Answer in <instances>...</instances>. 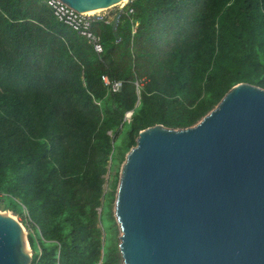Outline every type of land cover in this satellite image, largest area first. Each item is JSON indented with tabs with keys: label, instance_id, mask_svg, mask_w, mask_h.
<instances>
[{
	"label": "trees",
	"instance_id": "16d2710c",
	"mask_svg": "<svg viewBox=\"0 0 264 264\" xmlns=\"http://www.w3.org/2000/svg\"><path fill=\"white\" fill-rule=\"evenodd\" d=\"M113 24L91 23L99 53L47 0H0V199L28 212L31 264H122L105 175L140 131L264 88V0H130Z\"/></svg>",
	"mask_w": 264,
	"mask_h": 264
},
{
	"label": "water",
	"instance_id": "95a60500",
	"mask_svg": "<svg viewBox=\"0 0 264 264\" xmlns=\"http://www.w3.org/2000/svg\"><path fill=\"white\" fill-rule=\"evenodd\" d=\"M62 1L87 12L124 0ZM114 215L123 264H264V88L239 82L192 126L141 130ZM32 257L23 224L0 212V264Z\"/></svg>",
	"mask_w": 264,
	"mask_h": 264
},
{
	"label": "built area",
	"instance_id": "2783aa9c",
	"mask_svg": "<svg viewBox=\"0 0 264 264\" xmlns=\"http://www.w3.org/2000/svg\"><path fill=\"white\" fill-rule=\"evenodd\" d=\"M47 3L53 10L58 20L64 22L73 29L79 31L82 35L93 38L95 40V49L99 53L102 52L103 48L99 41L100 38H96L95 36H93L91 32V23L95 18L92 17L91 13L80 12L70 7L62 0H47ZM131 11L133 10L131 9ZM102 79L106 85H111L113 91H120L123 86L122 81L111 82L107 75H103ZM131 116H132V112H128L126 115L128 120L131 118ZM107 175L108 177L105 178V184H104L105 193L108 192V189H106V187L110 186V179H111L110 172L107 173Z\"/></svg>",
	"mask_w": 264,
	"mask_h": 264
},
{
	"label": "rangeland",
	"instance_id": "374dc122",
	"mask_svg": "<svg viewBox=\"0 0 264 264\" xmlns=\"http://www.w3.org/2000/svg\"><path fill=\"white\" fill-rule=\"evenodd\" d=\"M129 1L130 0H127V1H124V2H122V3H120V4L116 5V6L111 7V8H106V9H103V10H99L98 12L91 13L92 17L93 18L94 17H106L108 19V21L115 20L116 17L118 16V14L121 11H123V9H125V7L127 6ZM109 133L111 134V132H109ZM121 166H122V161L118 160L116 162V164L113 166L112 170H111L112 178L110 179V186L106 187V189H108V193H110V194L116 192L115 191V185L117 183V186H118L119 174H120ZM106 177H108L107 174L105 175V178ZM113 209H114V205H113ZM0 212L9 213L12 216H14L19 222H21L23 224V226L25 227V230H26V234L28 236V233L30 232V228H29L30 217H29L27 211H25V215H17L15 213H13L12 210H5L3 208L2 199H0ZM98 212L101 214V212H102V208L101 207L98 208ZM100 226H101V224H100ZM118 228H119V226H118ZM120 233L121 232H120V229H119L118 240H119ZM119 243H120V240H119Z\"/></svg>",
	"mask_w": 264,
	"mask_h": 264
},
{
	"label": "bare ground",
	"instance_id": "6f19581e",
	"mask_svg": "<svg viewBox=\"0 0 264 264\" xmlns=\"http://www.w3.org/2000/svg\"><path fill=\"white\" fill-rule=\"evenodd\" d=\"M124 1H127V0H124ZM105 8H100V9H93V10H89L87 11L88 13H95V12H98L99 10H103Z\"/></svg>",
	"mask_w": 264,
	"mask_h": 264
}]
</instances>
